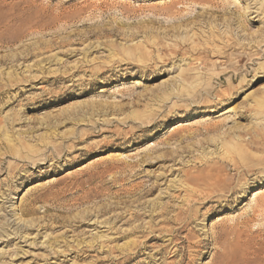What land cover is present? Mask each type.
<instances>
[{"label": "rangeland", "instance_id": "rangeland-1", "mask_svg": "<svg viewBox=\"0 0 264 264\" xmlns=\"http://www.w3.org/2000/svg\"><path fill=\"white\" fill-rule=\"evenodd\" d=\"M0 264H264V0H0Z\"/></svg>", "mask_w": 264, "mask_h": 264}, {"label": "bare ground", "instance_id": "bare-ground-1", "mask_svg": "<svg viewBox=\"0 0 264 264\" xmlns=\"http://www.w3.org/2000/svg\"><path fill=\"white\" fill-rule=\"evenodd\" d=\"M243 14V13H242ZM244 15H245V13H244ZM240 16H241V13H240ZM244 16H242V18H243ZM241 18V17H240ZM246 19V18H245ZM244 21V20H243ZM244 23V22H243ZM244 25H245V23H244ZM203 195V194H202Z\"/></svg>", "mask_w": 264, "mask_h": 264}]
</instances>
